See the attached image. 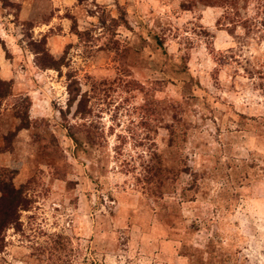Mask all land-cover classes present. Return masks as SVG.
<instances>
[{
	"label": "rangeland",
	"instance_id": "rangeland-1",
	"mask_svg": "<svg viewBox=\"0 0 264 264\" xmlns=\"http://www.w3.org/2000/svg\"><path fill=\"white\" fill-rule=\"evenodd\" d=\"M0 79V264H264V0H0Z\"/></svg>",
	"mask_w": 264,
	"mask_h": 264
},
{
	"label": "trees",
	"instance_id": "trees-1",
	"mask_svg": "<svg viewBox=\"0 0 264 264\" xmlns=\"http://www.w3.org/2000/svg\"><path fill=\"white\" fill-rule=\"evenodd\" d=\"M49 66H57V62L51 59ZM9 82L0 79V98H3L7 92ZM0 249L5 245V230L10 227H19L20 212L27 209L30 204V198L27 196L24 185L16 187L12 182V175L6 171L0 170ZM61 244V242L59 241ZM65 244L60 245L61 248Z\"/></svg>",
	"mask_w": 264,
	"mask_h": 264
}]
</instances>
